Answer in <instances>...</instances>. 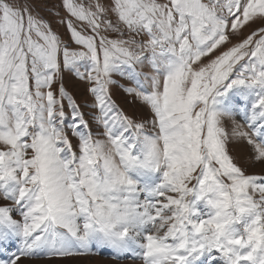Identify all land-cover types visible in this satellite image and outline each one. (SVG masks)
Masks as SVG:
<instances>
[{"label": "snow or ice", "instance_id": "obj_1", "mask_svg": "<svg viewBox=\"0 0 264 264\" xmlns=\"http://www.w3.org/2000/svg\"><path fill=\"white\" fill-rule=\"evenodd\" d=\"M103 249L264 264V0H0V264Z\"/></svg>", "mask_w": 264, "mask_h": 264}, {"label": "rangeland", "instance_id": "obj_2", "mask_svg": "<svg viewBox=\"0 0 264 264\" xmlns=\"http://www.w3.org/2000/svg\"><path fill=\"white\" fill-rule=\"evenodd\" d=\"M51 3L57 4L59 3V0H51ZM43 15L51 19L48 12H44ZM53 28L61 34L64 33V29L60 27L58 23H53ZM245 31H247V29ZM68 84L69 90L75 95L77 101L83 104L82 110L88 112V105L84 103L86 97L83 93V89L70 80L68 81ZM113 99L125 112L129 114H132L133 112L139 114L140 109L136 105L132 104L131 101L125 103L124 94L122 92H117L114 95ZM233 151L238 154L241 152V150L238 148H234ZM256 170L258 171V168ZM10 250H14V248ZM4 258H6V256ZM22 264H29V262L23 261ZM57 264H134V262L123 258L117 259L113 256V253L110 249H103L98 253L92 254L91 256H86L84 258H75L65 262H57ZM135 264H139V261H136Z\"/></svg>", "mask_w": 264, "mask_h": 264}]
</instances>
